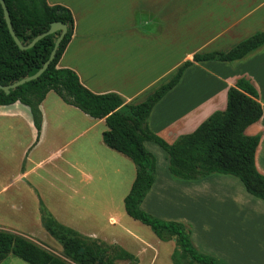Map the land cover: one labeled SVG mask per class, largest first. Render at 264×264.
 <instances>
[{"label": "crops", "instance_id": "1", "mask_svg": "<svg viewBox=\"0 0 264 264\" xmlns=\"http://www.w3.org/2000/svg\"><path fill=\"white\" fill-rule=\"evenodd\" d=\"M47 2L67 7L75 21L74 36L58 67L75 71L93 93H116L126 104L144 102L196 54L227 53L264 31V0ZM242 77L255 86L264 110L263 46L234 62H194L154 107L150 129L174 144L213 113L226 110L229 89ZM53 93L40 106V136L29 107L20 102L0 106V205L10 201L12 212L20 217L27 214L23 203L28 202L34 211L27 223L45 230L53 245L56 239L43 225L42 207L83 237L120 247L138 264L142 257L156 264L164 244L137 233L132 226L139 221H132L123 210L136 179L135 163L104 142L105 119H94ZM246 134L261 137L255 161L264 175V114ZM151 144L155 143L145 142L149 151ZM165 154L166 167L170 161ZM171 177L167 169L160 179L156 177L143 210L146 206L157 210L164 197H181L175 207L187 208V214L175 218L190 229L200 253L222 264H264V200L248 193L233 175ZM75 200L76 208L70 204ZM127 243L136 244L138 250ZM174 251L170 249L167 258Z\"/></svg>", "mask_w": 264, "mask_h": 264}, {"label": "trees", "instance_id": "2", "mask_svg": "<svg viewBox=\"0 0 264 264\" xmlns=\"http://www.w3.org/2000/svg\"><path fill=\"white\" fill-rule=\"evenodd\" d=\"M13 30L24 46L47 32L52 23L61 22L68 30L55 59L36 80L7 94L0 88V106L17 102L29 107L38 135L42 129L40 106L50 92L77 107L94 119H105L104 142L129 157L136 165L137 175L125 198V210L134 220L151 228L164 242L174 241L173 264H222L218 259L200 253L194 246L190 230L180 222L165 221L144 211L141 205L156 181V157L145 146L153 142L169 156L170 172L181 179L197 180L213 173L238 177L251 195L264 200V175L256 166L255 155L259 135L246 130L264 114L259 94L252 82L242 77L228 92L227 108L213 113L193 133L181 136L174 144L155 134L148 125L154 107L182 79L194 62L242 60L264 46V31L244 40L227 53L196 54L185 62L176 75L140 104H126L116 93L95 94L80 81L78 74L58 64L71 42L75 21L65 6L48 4L47 0H4ZM61 31L41 39L35 46L22 49L12 36L0 2V84L11 85L36 74L49 59ZM45 229L64 248L67 259L44 249L24 235L0 229V263L9 255L29 264H138L128 251L83 237L59 224L47 210L41 209ZM84 249L81 253L80 250Z\"/></svg>", "mask_w": 264, "mask_h": 264}, {"label": "rangeland", "instance_id": "3", "mask_svg": "<svg viewBox=\"0 0 264 264\" xmlns=\"http://www.w3.org/2000/svg\"><path fill=\"white\" fill-rule=\"evenodd\" d=\"M195 80H197V77H194ZM55 94V93H53ZM150 151L156 156L157 160H158V171L156 174V177L160 179V175L162 176L166 169L168 172V176H172L169 172V163H167L165 167L164 163V159H165V152L160 149L158 146H156L155 144H151L149 145ZM22 164L24 165V160L22 161ZM21 164V166H22ZM171 178H175L174 176H172ZM177 179V178H176ZM180 180V179H179ZM181 197H173V196H168V197H164L162 198L158 203L160 205V207H156L157 210H150V208L148 206L144 207V209L148 212L151 213L152 216L157 217L159 219L165 220V221H177L175 217H180L182 215L187 214V212L185 210H181L179 208L176 209L175 205L176 203L181 201ZM24 204V208L26 209L27 214L23 215L21 214L20 217H17L11 209V202H5L4 205H0V229L2 230H7V231H11L14 233H18L20 235H24L26 237H33L35 238L38 242H42L45 245H48V248H44L56 255H58L59 257H61L62 259H67L65 257L64 254V248L63 246L56 241V243H52V241H50V237L47 233H44L42 231H40L38 229V227L33 226L32 222L29 224L27 223L26 219H29V221L32 218V213H33V207H30L28 205V202L23 203ZM23 204L21 206H23ZM72 204V206H74L76 208V204L77 201L75 200L74 202L70 203ZM186 204V202L184 203ZM123 210L125 212L124 209V205H123ZM144 210V211H145ZM150 214V215H151ZM166 217V218H165ZM132 221H135L133 219H131ZM138 222V221H137ZM137 224H139L138 226H132L133 228H135V231L145 237H149V242L151 241H159L158 237H156V235L154 234V232L151 230L150 227L138 222ZM33 229V230H31ZM187 229H189L187 227ZM190 230V229H189ZM170 242V241H169ZM172 242V241H171ZM162 243L164 244V248L160 249L161 251V255L160 258L158 259V261L156 262V264H173L172 262V257L167 258V253H169V250H173L176 249V245H174L175 243H167L162 241ZM129 245V247L131 249H135L133 251H137L138 250V246L136 244H130L127 243ZM140 246V245H139ZM137 249V250H136ZM174 253V252H173ZM173 255V254H172ZM0 264H29L27 262H25L24 260L16 257L15 255L11 254L9 255L3 262H1ZM142 264H148L147 258H143L142 257Z\"/></svg>", "mask_w": 264, "mask_h": 264}, {"label": "water", "instance_id": "4", "mask_svg": "<svg viewBox=\"0 0 264 264\" xmlns=\"http://www.w3.org/2000/svg\"><path fill=\"white\" fill-rule=\"evenodd\" d=\"M0 2H1V5H2L3 10H4L5 19H6V22L8 24L9 30H10L12 36L14 37L16 43L22 49L31 48V47L35 46L36 43H38L44 37H46L48 35H51V34H54V33L58 32V31H61V34H60V36L58 37V39H57V41L55 43V47H54V49H53V51H52L49 59L44 63L43 67L36 74H34L32 76H29V77H26V78H23V79L15 82V83H13L11 85H8V86H3V85L0 84V88L2 90H4L7 94H9L11 89H16L19 86H22V85H24V84H26V83H28L30 81H33V80L38 79L48 69V67L50 66V64L52 63V61L55 59V56H56V53H57V51H58V49L60 47V44L63 41V39H64V37H65V35L67 33L68 27H67L66 24L61 23V22L52 23L50 29L47 32H45V33L40 34L39 36H37L30 45L24 46L21 43V41L18 39V37L16 36V34H15L14 30H13V26H12V23H11L10 13H9V10H8V8L6 6L5 1L4 0H0ZM80 252L83 253L84 252V249L82 248L80 250Z\"/></svg>", "mask_w": 264, "mask_h": 264}]
</instances>
